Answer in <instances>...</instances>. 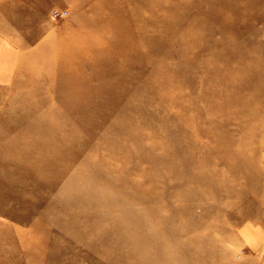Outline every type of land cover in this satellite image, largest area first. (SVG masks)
Returning a JSON list of instances; mask_svg holds the SVG:
<instances>
[{"label": "rangeland", "instance_id": "obj_1", "mask_svg": "<svg viewBox=\"0 0 264 264\" xmlns=\"http://www.w3.org/2000/svg\"><path fill=\"white\" fill-rule=\"evenodd\" d=\"M66 1L0 88V264H264V0Z\"/></svg>", "mask_w": 264, "mask_h": 264}, {"label": "crops", "instance_id": "obj_2", "mask_svg": "<svg viewBox=\"0 0 264 264\" xmlns=\"http://www.w3.org/2000/svg\"><path fill=\"white\" fill-rule=\"evenodd\" d=\"M66 4V0H0V88L26 75L36 61L38 42L52 31L53 7Z\"/></svg>", "mask_w": 264, "mask_h": 264}, {"label": "built area", "instance_id": "obj_3", "mask_svg": "<svg viewBox=\"0 0 264 264\" xmlns=\"http://www.w3.org/2000/svg\"><path fill=\"white\" fill-rule=\"evenodd\" d=\"M68 13V10L65 8H54L51 15L53 19H61L68 16Z\"/></svg>", "mask_w": 264, "mask_h": 264}]
</instances>
